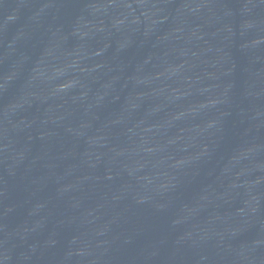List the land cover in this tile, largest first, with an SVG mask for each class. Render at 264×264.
Returning a JSON list of instances; mask_svg holds the SVG:
<instances>
[{
  "label": "water",
  "instance_id": "1",
  "mask_svg": "<svg viewBox=\"0 0 264 264\" xmlns=\"http://www.w3.org/2000/svg\"><path fill=\"white\" fill-rule=\"evenodd\" d=\"M0 264H264V0H0Z\"/></svg>",
  "mask_w": 264,
  "mask_h": 264
}]
</instances>
